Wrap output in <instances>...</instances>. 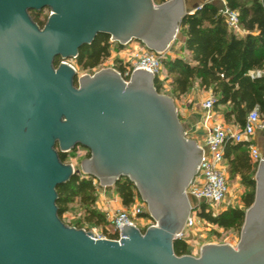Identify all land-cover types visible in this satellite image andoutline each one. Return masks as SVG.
Masks as SVG:
<instances>
[{
  "label": "water",
  "instance_id": "water-1",
  "mask_svg": "<svg viewBox=\"0 0 264 264\" xmlns=\"http://www.w3.org/2000/svg\"><path fill=\"white\" fill-rule=\"evenodd\" d=\"M43 10L41 29L29 12ZM188 14L185 0H0V264H264V160L237 246L177 257L203 150L153 74L78 77L68 63L101 35L168 52ZM78 147L90 153L80 172L103 189L131 182L155 225L124 226L114 241L61 221L57 188L79 172L59 153Z\"/></svg>",
  "mask_w": 264,
  "mask_h": 264
},
{
  "label": "trees",
  "instance_id": "trees-1",
  "mask_svg": "<svg viewBox=\"0 0 264 264\" xmlns=\"http://www.w3.org/2000/svg\"><path fill=\"white\" fill-rule=\"evenodd\" d=\"M153 1L156 5H161L170 0ZM224 1L230 10L238 13L246 35L240 37L229 32L220 13L221 5L219 7L206 3L186 15L180 25L182 44L179 52L187 54V57L168 53L162 62V70L169 81L172 95L177 98L185 97L196 86L210 90L215 100L212 112L221 117L225 124L241 131L248 115L254 110H257L264 122V0ZM112 45L110 37L99 36L91 46L80 49L78 58L73 60L76 67L91 76L94 75L95 69L101 67L109 58ZM59 63L60 60L57 59L55 65L58 66ZM117 65L118 72L128 82L131 74L127 66L121 59ZM258 73L260 77L256 76ZM155 87L159 94H163L165 88L158 78L155 79ZM250 145L249 141L228 142L224 153L228 182L238 179L249 190L242 198L244 209L230 208L214 214L208 206L203 205L197 210L200 220L223 231L233 230L240 234L245 212L254 203L255 174L259 165V161L252 160L250 156ZM59 158L66 164L67 154L59 153ZM95 182L97 181L94 178L77 173L70 182L59 186L58 217L64 223V215L70 211L72 205L78 203L86 214L73 227L83 229L84 224L104 227L103 233L109 239L115 240L118 235L106 230L108 224L104 215L96 210ZM114 187L125 209H130L136 199L140 200L136 188L128 180L123 179ZM190 244V237L184 235L174 243L175 255L192 256Z\"/></svg>",
  "mask_w": 264,
  "mask_h": 264
},
{
  "label": "built area",
  "instance_id": "built-area-1",
  "mask_svg": "<svg viewBox=\"0 0 264 264\" xmlns=\"http://www.w3.org/2000/svg\"><path fill=\"white\" fill-rule=\"evenodd\" d=\"M220 1V13L225 19L229 32L240 37L245 36L246 31L240 23L238 13L230 10L226 1ZM112 44L116 46L119 54L125 55L121 60L127 66L130 74L136 70L146 71L158 78L163 85H166L161 78V71L162 62L166 59L169 51L165 53L150 52L141 45L138 49H132L128 53L125 49L127 46L122 47L113 42ZM99 69L100 67L95 69L94 73ZM256 76L260 77V74L258 73ZM214 102V98L205 101L202 109L206 113H211ZM258 128H264V122L261 120L257 110H254L248 115L246 124L241 131L235 127L228 128L222 125H216L210 129L206 148L202 149L203 159L198 174L186 191L193 210L187 220L186 229L182 237L185 235L186 230L194 229L199 221L201 222L198 217L196 220L192 216L193 212L197 211L201 206H208L214 214L219 213V209L221 208L223 210L221 205L228 193L227 167L224 161L225 148L228 142H251L249 151L252 160L259 162L263 160L253 141V136ZM116 204V199L114 201L107 199L103 201L101 207V213L104 215L105 221L108 224V232H113L118 235V238L114 241L120 240V231L124 226H134L139 229L135 223L136 220H143L142 225L145 229L155 225L153 219L148 215L146 205L141 200L136 199L135 204L130 209H119ZM92 233L96 240H111L103 232L92 231Z\"/></svg>",
  "mask_w": 264,
  "mask_h": 264
},
{
  "label": "rangeland",
  "instance_id": "rangeland-1",
  "mask_svg": "<svg viewBox=\"0 0 264 264\" xmlns=\"http://www.w3.org/2000/svg\"><path fill=\"white\" fill-rule=\"evenodd\" d=\"M220 4H221V2H220ZM44 14L48 15V11H45ZM181 44H182V38H181V35L179 34L176 41L174 42V44L169 49V52L170 51L175 52L178 56H180L179 47L181 46ZM141 45L142 44L135 42V43H131L130 45H128L125 49L129 53L132 49L136 50L139 47H141ZM128 47H130V48L128 49ZM124 56L125 55L119 54V51L116 50L115 45L110 46V56L107 60H105L103 62V65L100 67V69L98 71L103 70V69H109V68L118 71L117 70V67H118L117 62L121 58H124ZM68 63L76 69V71L78 73V77H81L84 75H90L88 72H83L79 68H77L75 65V62L73 60L69 61ZM164 73L165 72L162 70L161 71L162 77H163ZM165 80L167 81V83L169 85V81H168L167 77H165ZM163 95L174 97V96H171V90L170 89H164ZM188 112H189L190 116H193L191 114L190 110H188ZM194 115H196V117L199 116V117L205 118L206 112L203 109H199L198 114H194ZM213 117H214V119L210 120V121L216 122L215 120L217 118H219L216 115H214ZM222 122H224V121L222 120ZM182 125L184 126L185 131H187L188 129L186 128V125H184V124H182ZM226 126L231 127V125H227V124H226ZM86 159H88V151L86 149L78 147L74 151L67 154L66 164L73 165L75 170L78 171L79 173H81L80 172V165ZM95 185L97 187L96 210L98 212H102L101 207H102L103 201L107 200V199L110 201H114V199H117L118 196L116 194L115 187H109V188L103 189L99 186L98 182H95ZM227 185H228L227 197L224 200L223 204L221 205V207H223V210H222V208L219 209V211H220L219 213H221L227 209H230V208L244 209L242 198L247 192H249V190H247L243 185H241V183L238 179H236L234 181H229ZM116 206L119 209L121 208L119 203L116 204ZM219 213H217V214H219ZM85 214H86L85 210L83 208H81V206L78 203H75L74 205L71 206L70 211L64 215L63 221L66 225H68V226L71 225L73 227L78 222V220L84 219ZM192 216L194 219L197 220L198 211L193 212ZM142 222H143V220H136L135 223L137 224L138 228L142 232H144L146 229L143 227ZM103 228L104 227L97 228V227L90 226L87 224L83 225V229L86 231H90V232L97 231L99 233H102L104 231ZM186 234H187V237H190L191 241H192V244H190L189 248H190V251H191V254L193 257L199 256L198 248L200 245L203 246L206 244H218V245L228 244V245H231L233 247H236L238 242H239V238H240V234L236 231H233V230L223 231L221 229H218L216 227L209 225L208 223H206L202 220H201V222L199 221V223L196 225V227L194 229L186 230Z\"/></svg>",
  "mask_w": 264,
  "mask_h": 264
},
{
  "label": "crops",
  "instance_id": "crops-1",
  "mask_svg": "<svg viewBox=\"0 0 264 264\" xmlns=\"http://www.w3.org/2000/svg\"><path fill=\"white\" fill-rule=\"evenodd\" d=\"M220 2V0H185L186 12L193 13L206 3H212L220 7ZM168 53L172 56H177L175 52L170 51ZM180 57L186 58L187 54H180ZM165 77L166 75L164 73L163 77L161 76V78L166 83V85H164V88L169 89V85L165 80ZM171 96L174 95L171 94ZM172 98L175 101L182 124L186 125V128L188 129L186 131L188 138L194 140L201 149L206 148V143L211 128L216 125L227 127L226 124L222 122L223 119L221 117L217 118L215 120L216 122L210 121L214 119L213 116L215 114L213 112L206 113L205 118L199 116L196 117V115H194L198 114L199 109H202V105L205 101L213 98L210 90H205L196 86L187 96L181 98H177L174 96ZM188 110H190L193 116H190ZM228 128L231 127L229 126ZM253 141L258 148L261 159L264 160V128H258L256 130L253 136ZM116 200L117 204L119 203V205L123 209L124 207L121 204V200L119 198H117ZM201 246L202 245L199 246L198 250H200Z\"/></svg>",
  "mask_w": 264,
  "mask_h": 264
},
{
  "label": "flooded vegetation",
  "instance_id": "flooded-vegetation-1",
  "mask_svg": "<svg viewBox=\"0 0 264 264\" xmlns=\"http://www.w3.org/2000/svg\"><path fill=\"white\" fill-rule=\"evenodd\" d=\"M45 11H48V15L44 14ZM49 14H50L49 10H43L41 12H34V11L29 12V15L34 21V23H36L41 29L47 23ZM35 19L37 20L36 22H35Z\"/></svg>",
  "mask_w": 264,
  "mask_h": 264
}]
</instances>
